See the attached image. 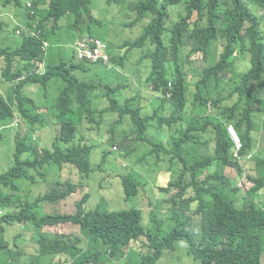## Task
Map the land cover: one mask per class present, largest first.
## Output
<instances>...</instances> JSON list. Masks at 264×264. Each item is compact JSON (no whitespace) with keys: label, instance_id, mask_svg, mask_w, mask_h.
Returning <instances> with one entry per match:
<instances>
[{"label":"clouds","instance_id":"obj_1","mask_svg":"<svg viewBox=\"0 0 264 264\" xmlns=\"http://www.w3.org/2000/svg\"><path fill=\"white\" fill-rule=\"evenodd\" d=\"M82 81L103 125L74 141ZM5 141L0 264H264V0H0Z\"/></svg>","mask_w":264,"mask_h":264},{"label":"trees","instance_id":"obj_2","mask_svg":"<svg viewBox=\"0 0 264 264\" xmlns=\"http://www.w3.org/2000/svg\"><path fill=\"white\" fill-rule=\"evenodd\" d=\"M68 6L69 5H67V7ZM68 56H69V50L66 48H60V58L66 61ZM24 58L28 60L29 62H32L35 59H38L39 56L34 52L26 51L24 54ZM64 93L73 94L78 101V104L73 105L71 109L67 107L65 103H62L61 106L63 110V115L66 118H69L71 116L72 111L75 112L76 114L75 127L73 125H68L67 127L73 129L74 141H77V140L83 141L85 140L84 137H86V134H85L86 126L90 124L93 126L91 130H99L101 126L103 125V120L101 119L103 118V114L100 112L101 108L99 106H96V100L103 98V96L95 95L88 102L87 98L89 97V93H90V85L86 81L79 82L78 84H73L72 87L65 90ZM41 105H44V103H41ZM3 121H6V119ZM32 150L34 151V156L37 159L44 160L48 158V156H40V154L37 152V149H32ZM88 177H89V174L82 171V180L84 181ZM132 197H135V195H133ZM37 216L40 220L41 225H43L44 223L54 225L60 222H66V221L72 220L75 223L81 224L84 229H88L92 226H95L96 224L97 225L99 224V220L101 217V208L96 207L95 209L90 210L89 213L87 214L81 213L74 218L57 216V217H47L45 220H43V218L40 215H37ZM148 242H149V246H148L149 249L151 250L152 248H154L155 250L153 259L162 257L164 254V251L168 248V245L165 242V239L160 240L158 238L155 242L153 241V239H149ZM46 250H47V247L45 246L41 247V252H45ZM196 259L201 264H211V260H209L207 257L197 255Z\"/></svg>","mask_w":264,"mask_h":264},{"label":"rangeland","instance_id":"obj_3","mask_svg":"<svg viewBox=\"0 0 264 264\" xmlns=\"http://www.w3.org/2000/svg\"><path fill=\"white\" fill-rule=\"evenodd\" d=\"M51 132H52L51 126L44 128V129H41V131L39 132V135H41V139L39 140V142L43 145L46 144L48 138L51 135ZM7 147H8V144L6 141L0 147V161H3L5 163L4 169L1 170L0 173L6 172L13 165V162H14L15 152L13 153V156L11 158L10 155L5 153Z\"/></svg>","mask_w":264,"mask_h":264}]
</instances>
